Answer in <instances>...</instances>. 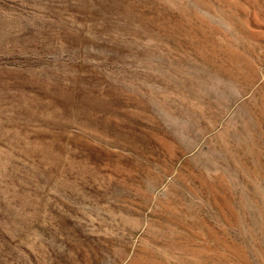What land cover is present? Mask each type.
I'll return each instance as SVG.
<instances>
[{
	"label": "rangeland",
	"instance_id": "374dc122",
	"mask_svg": "<svg viewBox=\"0 0 264 264\" xmlns=\"http://www.w3.org/2000/svg\"><path fill=\"white\" fill-rule=\"evenodd\" d=\"M0 264H264V0H0Z\"/></svg>",
	"mask_w": 264,
	"mask_h": 264
},
{
	"label": "bare ground",
	"instance_id": "6f19581e",
	"mask_svg": "<svg viewBox=\"0 0 264 264\" xmlns=\"http://www.w3.org/2000/svg\"><path fill=\"white\" fill-rule=\"evenodd\" d=\"M223 1V0H222ZM227 0H225V2H226ZM222 4V3H221ZM220 5V4H219ZM230 9V8H229ZM226 13V12H225ZM235 13V12H234ZM227 18V21H228V24L229 25H231V26H233L234 27V25H235V21H237V20H234V18L232 17V16H230V15H228V17H226ZM235 28V27H234Z\"/></svg>",
	"mask_w": 264,
	"mask_h": 264
}]
</instances>
